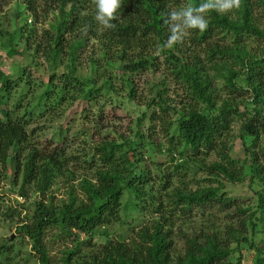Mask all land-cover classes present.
Here are the masks:
<instances>
[{
  "label": "rangeland",
  "instance_id": "obj_1",
  "mask_svg": "<svg viewBox=\"0 0 264 264\" xmlns=\"http://www.w3.org/2000/svg\"><path fill=\"white\" fill-rule=\"evenodd\" d=\"M47 1H38L37 16L27 10L23 0H10L0 8V70L10 76L16 74L20 68L29 67L30 71L27 73L37 77L35 85H30L29 92L23 95L21 106L12 113L29 119L28 113L36 111L27 128L31 135L28 145L24 147L25 153L22 154L21 162L33 148L40 153L54 149L64 152V157L61 158L63 166L53 170V176L43 195L31 183L26 188L27 196H21L23 172H19L14 184L13 152L9 153L4 165L0 164V245L6 244L9 249L2 256L1 264H40L29 240L17 232V227L30 215L34 201L44 199L47 205L59 206L63 201H69L71 191L76 203L85 200L78 184L83 177L91 179L95 169L85 161L91 157L97 160L95 149L103 141H125L131 144L130 147H134L135 151L130 152L128 158L135 171H150L151 192L155 195L157 206L161 203L162 209L159 214L154 213L157 206H146V210L142 211L136 205L134 195L124 189L120 210L122 221L105 229L101 228L89 236L76 232L64 234L55 228L48 229L44 243L49 264H65L66 253L75 248H78V252L73 260H80L82 257L90 260L93 253L109 241L122 240L128 245L133 242L141 243L138 233L142 229L152 231L151 227L155 222L160 223L162 233L170 243L171 255L175 258L185 254L187 243L194 240L196 243H203L202 236L208 233H218L222 239L226 238L227 226L237 228L238 225L235 219L228 217L229 212L207 207L193 208L185 213L179 211V208L173 210L172 202L170 204L172 188L186 193L218 189L224 198L236 200L241 207L251 212L256 205L253 190L261 187L260 180L250 179L247 167L242 176L243 180L241 178L230 181L223 174L211 175L209 166L219 161L214 153L198 158L186 153L181 158L178 153L181 147L177 151L168 152L173 146L162 132V121H177L189 107L211 115L216 114L223 103L231 104L239 116L234 119L229 132L223 137V142L227 147V155L241 166L246 157L245 150L252 143V138L244 134V124L253 115V109L257 105L252 101L250 87L244 77L246 66H242L240 59L249 56L262 57L264 40L249 37L237 42L240 40L236 41L225 30L226 35H213L203 44L197 41L198 32L192 30L183 43L159 54L157 49L166 42L168 35L163 38L148 36V45L141 47L117 46L109 40L105 29L96 23L93 0H80V18H86L85 22L77 34L64 37V50L54 60V49H50L47 44L45 33L50 30V24L55 23L57 12H45L48 8ZM244 1H248L246 11ZM246 12H249L251 24L264 33V0H241L239 9L227 14L215 13L235 25L240 23ZM207 19L212 20L210 13ZM85 25L89 26L87 35L81 32ZM193 37H197V40L194 41ZM26 39L31 50L26 46ZM213 47L222 53L216 52L215 56H210L209 49ZM11 49L14 50L13 53H10ZM166 51L175 52L180 62L185 64V69L195 72V80L200 83L204 95H210L212 106L199 98L198 91H194L190 81L174 72V65L167 60ZM140 55L151 57L152 64L131 77V95V87L125 77L122 79L120 69L130 63L129 61L137 62ZM56 74L77 78L83 84L79 85L83 92L77 91V84L59 91L63 84L58 81L60 78L53 79L52 92L59 93L64 99L55 105L49 102L44 106L42 114L38 115L34 106L38 103L42 90L46 88L48 78ZM232 74H235L234 81L238 89L233 93L226 86V80ZM23 87L20 83L7 96L6 106L10 111L13 110L14 103L19 101L17 99L21 93L26 91ZM91 88L97 91L94 92L95 95L86 98V91ZM157 103L167 107L165 115ZM261 109L264 115L263 105ZM153 113L163 120H151ZM1 117L0 113V120ZM242 133L244 136L241 137ZM183 161L187 165L175 170L174 167ZM168 174L173 175L170 183L172 186L165 191L162 177L166 178ZM125 218L129 224L123 223ZM256 231L252 235L248 229L246 238L264 249V224H258ZM231 247H235V244H231ZM254 254V248L242 245L240 252L233 253L232 263L251 264Z\"/></svg>",
  "mask_w": 264,
  "mask_h": 264
},
{
  "label": "trees",
  "instance_id": "obj_2",
  "mask_svg": "<svg viewBox=\"0 0 264 264\" xmlns=\"http://www.w3.org/2000/svg\"><path fill=\"white\" fill-rule=\"evenodd\" d=\"M8 1L10 0H0V8ZM23 1L27 10L33 16H37L39 0ZM79 1H47L48 8L45 12H57L55 23L50 24V30L45 33L47 44L50 49H54L53 56L51 55L54 60L64 50V37L77 34L85 22L84 19L86 18H80ZM187 2L198 5L202 0H122V7L117 14L119 19L114 21L116 28L105 29V33L109 40H112L117 46L141 47V45H148L146 41L148 36L163 38L170 35L168 27L164 23L170 6L178 8ZM247 2H243L245 11L248 10ZM248 13L243 14L240 23L233 25L225 17H220L215 11H212L210 12L212 20L209 21L208 28L204 32L196 30L198 40L197 37H193V40L205 44L213 35L219 33L226 35V31L231 33L236 41L240 40L237 42L244 41L249 37L264 40V33L251 24ZM34 22L36 23V21ZM26 46L30 48L28 39H26ZM13 52L14 50L11 49L10 53ZM166 52L168 53L167 60L174 65V72L177 75H182L188 82L190 81L194 91H198L199 98L212 106L210 95H204L200 83L195 80V72H188L185 69V64L180 62L175 52ZM216 52L222 53L215 47L209 49L210 56H215ZM150 59L152 58L140 55L137 62L129 61L130 63L121 67L122 79L125 77L126 82L131 87V95L133 92V87L130 85L131 77L151 65ZM240 63L242 66H246L245 81L250 87L252 101L257 105V108L253 109V115L244 124L246 130L244 134L252 138V143L250 148L245 150L246 157L241 162V166H238V162L227 155L225 152L227 147L223 142V137L229 132L234 119L239 116L231 104L223 103L216 114L208 115L189 107L187 112L183 113L177 121L168 123L167 120H163L155 113L152 114L151 120H163L162 132L169 139V144L173 146V149H168V152L177 151L181 147L178 152L181 158H184L186 153L195 158L212 153L216 154L219 161H215L209 166L211 175L223 174L230 181L241 180L247 167L251 175L250 179L257 178L261 182V187L258 190H253L256 196V205L253 211L249 212V209H244L236 200L224 198L218 189L186 193L172 188L170 204L172 202L173 210L179 208V211L185 213L193 208L207 207V209L229 212L230 216L228 217L238 222L237 228L227 226V235L224 239L219 237L218 233H208L206 236H202L203 243H196L195 240L189 242L185 254L175 258L171 255L170 243L163 235L160 223L155 222V225L151 227L152 231L142 229L138 233L141 243L134 244L133 242L128 245L122 240L109 241L100 247V250L93 253L90 260H86L84 257L80 260H73L75 259L74 256L77 255L76 252H78V248H75L66 253L65 264H234L232 263L233 253L240 252L242 245H247L255 250L251 264H264V249L257 246L253 240L249 241L246 238L248 229L254 235L257 233L258 224H264V115L261 109V106H264V55L260 58L241 57ZM27 71H30L29 67L20 68L16 74L8 76L0 70V113L2 116V120H0V164L4 165L9 153H14L13 183L15 184L19 172L22 171L23 178L20 189L23 197L27 196L26 188L31 183H34L37 190L43 195L53 176V170L63 166L61 158L64 157V152L58 149L40 153L36 151V148H33L27 152L21 162L22 154L25 153L24 147L28 145L31 135L27 128L31 116L35 115L36 112L28 113L30 114L29 119L13 115L14 109L21 106L20 102L23 100V95L29 92L30 85H35V81H37V77L32 76L31 73L28 74ZM234 78L235 74H232L226 80V86L231 89L232 93L238 90ZM53 79H59L58 81L62 82L63 85L59 91L67 90L77 84V91L83 92L79 86L83 85L82 82L75 77L65 74L49 77L46 88L42 90L38 103L34 106L38 115L42 114L44 106L48 105L49 102L55 105L64 99L63 96H59V93L52 92ZM20 83L23 84L26 91L21 93L17 99L19 101L14 103L13 110L10 111L6 106L7 96L11 95L12 90L19 87ZM36 86L38 85L36 84ZM96 91L95 88L88 89L86 98L95 95L94 92ZM157 104L165 115L167 107L161 106L160 103ZM240 136H244L243 133ZM130 145L125 141L122 143L103 141L96 147L97 160L91 157L92 159L85 161L89 166H94L93 176L91 179L81 178L78 184L80 191L84 193L85 200L76 203L71 191L69 201H63L59 206L47 205L44 203V199L32 203L30 215L25 217L26 221H21L22 223L17 227V232L29 240L32 251L36 254L40 264H49L44 243L48 229L55 228L64 234L76 232L89 236L101 228L105 229L113 223L122 221L120 210L124 189H128L134 195L136 205L142 211L146 210V206L156 207L158 205L155 202V195L151 192L150 171L139 170L137 172L133 169L134 165L130 162L128 154L135 149ZM185 165H187L186 161L180 162L174 169L184 168ZM172 174H168L166 178L162 177L165 191L172 186L170 185ZM161 206L160 203L154 209V213L159 214L162 209ZM123 223L127 224L128 219L125 218ZM231 244H235V247H231ZM8 250L6 244L0 245V264L2 256Z\"/></svg>",
  "mask_w": 264,
  "mask_h": 264
},
{
  "label": "clouds",
  "instance_id": "obj_3",
  "mask_svg": "<svg viewBox=\"0 0 264 264\" xmlns=\"http://www.w3.org/2000/svg\"><path fill=\"white\" fill-rule=\"evenodd\" d=\"M96 14L95 21L104 29H115L114 21L119 19L117 15L122 7V0H93ZM241 0H202L201 3L194 4L187 2L177 7H171L164 20L168 27L170 35L166 42L159 46L157 53L165 49H172L175 45L184 42L192 30L204 32L209 25L207 19L208 13L215 11L218 14H227L233 10L239 9ZM89 26L85 25L81 32L84 35L88 34Z\"/></svg>",
  "mask_w": 264,
  "mask_h": 264
}]
</instances>
